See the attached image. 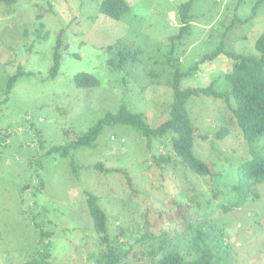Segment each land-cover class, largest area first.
<instances>
[{"label":"rangeland","instance_id":"1","mask_svg":"<svg viewBox=\"0 0 264 264\" xmlns=\"http://www.w3.org/2000/svg\"><path fill=\"white\" fill-rule=\"evenodd\" d=\"M103 1L0 2V264L41 263L44 253L49 264H153L171 253L193 262L206 249L211 264H264V183L257 198L220 210L243 195L232 189L241 164L264 157V135L246 142L233 96H193L186 105L207 176L173 151L175 133L149 144L123 124L104 126L93 146L66 157L50 152L121 106L159 127L170 118L176 73L181 89L228 91L233 60L200 61L220 46L259 56L264 0H193L183 33L179 10L190 0H125L130 11L121 19L100 12ZM122 49L141 52L111 69ZM79 73L99 86L78 88ZM222 128L230 134L215 138ZM88 194L107 215L108 242L94 230Z\"/></svg>","mask_w":264,"mask_h":264},{"label":"trees","instance_id":"2","mask_svg":"<svg viewBox=\"0 0 264 264\" xmlns=\"http://www.w3.org/2000/svg\"><path fill=\"white\" fill-rule=\"evenodd\" d=\"M192 1L193 0H190L182 5L179 10L182 22V33L189 28L188 19ZM0 2L12 5L15 4L17 0H0ZM99 10L111 18L121 19L130 11V7L125 0H104L99 6ZM110 49L113 48L110 47ZM256 50L259 56H242L228 52L223 46H220L210 55H205L200 61H212L221 55L233 60V69L225 75V80L229 87V90L226 92L216 91L213 85L207 88L181 89L179 84L180 75L176 73L172 87L173 102L170 118L157 128H150L141 114L130 112L125 106H121L117 113L106 114L104 118L100 119L77 140L65 146H55L50 152L58 153L60 156L66 157L71 150L84 146H93L104 126L123 124L131 126L142 136L146 137L149 140V144L152 138L164 136L168 132L175 133L177 138L172 143L173 151L182 160L184 165L195 174L201 176L210 175L212 170L208 164L197 158L193 153L195 129L190 121L189 113L186 108L187 102L193 96L199 95L221 99L225 102H228L229 96H233L236 101L233 115L243 137L248 144L256 142L264 135V33L256 42ZM59 51L60 44L58 42L54 54V66L50 70L51 77L56 76L58 72L61 59ZM140 52V49H135L134 51H127L126 49L119 50L118 57L109 60L108 66L111 69H122L129 60H136ZM15 78L16 76L10 79V85L15 81ZM75 85L78 88H91L99 86V81L90 74L79 73L75 76ZM229 134L230 130L228 128H222L215 135V138H224ZM72 168L74 171V167ZM128 181L130 180L128 179ZM261 183H264V157L255 156L251 160L241 164L238 169V183L234 185L232 189L243 191L240 200L230 206L224 205L220 210L228 212L234 208H240L251 195L257 198L258 195L254 193V188ZM87 207L93 221L94 230L97 234L101 235V240L103 242H108L107 215L98 205L97 198L92 194L87 195ZM188 227H190V225H188ZM199 239L203 242L202 237L198 235L196 238L197 242L195 240L197 245H199ZM129 251L130 250H127L125 253L118 254L114 257H112V251H110L108 256L112 257L111 262H120L124 256L129 255ZM40 257L42 261L37 264H49L48 253H44ZM212 260L213 256L211 250L206 249L199 258L193 262H187L180 255L171 253L153 264H211ZM27 264L36 263L30 261Z\"/></svg>","mask_w":264,"mask_h":264}]
</instances>
